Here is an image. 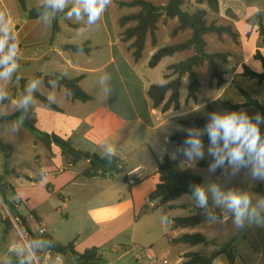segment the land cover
<instances>
[{
  "label": "crops",
  "instance_id": "1",
  "mask_svg": "<svg viewBox=\"0 0 264 264\" xmlns=\"http://www.w3.org/2000/svg\"><path fill=\"white\" fill-rule=\"evenodd\" d=\"M217 1L218 12L215 13L216 17L213 20L217 25L231 26L237 34V52L230 54L226 52L229 55L227 61L218 62L219 67L222 64L220 69L224 72V83L214 93L211 90L213 87L216 89V84L209 81V91H207L205 100L200 101L199 94L202 87L199 81L197 99L195 101L186 100L188 83V74H186L181 79L178 109L170 108L163 112L160 107L152 106L147 96L148 88L151 85L165 84L173 78L164 79V75L171 72L167 69L168 66L185 60L193 55L194 51L185 50L164 57L153 68L148 66V61L158 48L183 42L191 36L189 29L179 31L173 36L170 35L172 29L178 25L177 19H169L165 24H161L165 28L166 38L162 44L157 39L153 45L150 36L147 35L142 57L135 61L133 50L129 47L131 41L123 40L119 26V19L127 14L122 12L123 8L115 5V0H112L101 19L92 25L87 23L86 17L77 21L75 17L69 19L66 14H61L65 9L73 6L70 0L63 11L57 10L59 13L56 20L59 30L53 38H51L50 13L39 19H29L18 0H0V9H5L10 13L14 34L20 41V54L17 57L19 68L5 84L4 81L0 82L7 93V97L0 101V116L12 115L21 109L20 101L28 94L26 91L28 82L37 80L39 84L35 91L48 100L50 96L53 97L52 102L58 107V110L50 109L33 97L30 103L33 124L39 132L47 135L54 134L69 141L71 146L77 150L99 156H104L106 149L114 146L116 150L114 156L120 160L121 167L124 169L121 174L122 180L128 171L138 168L134 174L137 181L130 184V190L118 192L113 188L111 179L114 172L110 171L106 177H87L85 170L89 166L88 160H80L75 164L66 162L61 156L59 147L51 144L50 149H47L34 136L33 148L42 145L46 150L45 159L37 156L34 163L39 168L36 177L45 181L47 190L62 191L67 186H71L76 189L71 197L83 191V195L81 192L79 195L81 199L94 200L98 204L89 210L96 225L94 231L83 236L80 229L75 230V235L73 234L69 241L58 236L55 227L51 226L43 214L36 209L38 203L33 204L34 206H30L29 210L35 211L39 218V227L44 229L45 234L52 236L62 244L73 241L74 249L81 253L91 247L102 248L110 243L115 234L130 228V243L133 248L138 247L140 245L138 243L142 242L137 240V234L140 231L137 226L144 212L145 197L149 196L158 183L157 163L165 155L172 158L171 153L177 145L170 140L171 135L174 132L186 133L180 130L183 127L178 124V121L201 112L203 114L204 108L207 105L213 106L214 102L223 111L245 110L249 116H254L259 112L254 106L231 109L230 105L241 104L245 101L239 88L247 91L252 98L264 106V81L258 82L242 76L243 66L258 73L262 72L261 62L255 58V54L259 52L264 58V0ZM166 2L167 0H163L160 6H164ZM24 3L26 9L48 4L47 0H24ZM157 28H159V23ZM209 35L211 34L204 36L206 45H208ZM224 36L222 35L221 38ZM216 38L218 40L217 36ZM148 45L149 48H147ZM79 46H84L89 50H75V47ZM203 68L204 66L201 65L195 69L197 77L198 71ZM54 76H62L66 79L80 77L79 87L89 94L92 100L88 102L72 100L65 87L52 78ZM230 89L234 97L238 93L240 99L236 98L235 102L229 104L222 99L226 94L227 97L231 95ZM220 100L223 103H220ZM9 109L12 110L7 112ZM177 113H186V115H177ZM201 116L207 119L205 112ZM260 127L264 134V124ZM207 142H209L208 139L204 141V143ZM7 145L11 147L12 152L13 147L10 144ZM175 159L183 167H190L179 155ZM80 162L85 164L84 168L80 172L74 171L73 169ZM30 175L32 174L24 175V177L35 182L36 179L31 178ZM148 181L150 184L146 192H135L139 184ZM258 189L264 191V181H257L249 187L252 194L263 196ZM71 197L59 194L58 199L63 200L65 206V201L67 198L69 201ZM27 203L28 199L24 204L27 206ZM15 209L27 218V224L31 228L34 220L29 212L26 216L21 214L20 206L16 205ZM165 226L169 230L173 228H171V222H166L164 219L162 233L167 241L180 237L169 236L165 232ZM230 236L228 242L223 245L233 246L235 252L233 264H264V227L245 226L238 236L235 233ZM145 243L149 245V248L143 250L142 254L145 252L148 258V256H153L154 252L152 242ZM119 249L127 253L130 251V246L123 244L119 248H112L111 251L117 253ZM29 250L35 264H41L43 258L47 256L44 250L39 253L32 251L31 248ZM182 254L178 258L180 264ZM56 256L50 253L47 256L48 264H56ZM67 259L68 257H64V264H68ZM214 261L216 264H228V259L223 254Z\"/></svg>",
  "mask_w": 264,
  "mask_h": 264
},
{
  "label": "trees",
  "instance_id": "2",
  "mask_svg": "<svg viewBox=\"0 0 264 264\" xmlns=\"http://www.w3.org/2000/svg\"><path fill=\"white\" fill-rule=\"evenodd\" d=\"M18 1L21 7L26 11L27 17L29 19H39L50 13L52 18L51 38H53L59 30L56 20V16L59 12L53 9L49 4H43L31 9H26L24 0ZM199 1L201 0H196L197 3ZM119 5L121 7L139 8L138 12L131 13L119 19L120 26H125L128 23H134L133 25L125 28L123 32V40L131 41L129 47L133 50L132 54L135 61H138L142 57L147 35L150 36V40L153 45L156 43L155 31L157 29V23L160 18H163L164 22L169 19H177L178 25L172 29L170 33L171 36L185 29L191 30V36L187 40L177 44L158 48L151 55L148 61V66L150 68H153L157 66V64L164 57L172 56L177 52H182L185 50L192 49L194 51L193 55L186 58L185 60L168 66L167 69L170 70L171 73L165 74L164 79L167 80L170 77L173 78L169 79L165 84L151 85L148 88L147 96L151 100L152 106L154 108L160 107L161 111L163 112L170 108L178 109L180 104L179 88L181 79L186 74H188L186 100L195 101L200 87L195 69L203 65L204 63L206 64V68L210 75V78L214 80L218 86L224 83V72L220 69L218 62H226L229 55L225 52H206V42L204 36L207 34H216L218 36L226 34L236 42L237 34L232 30L231 26L217 25L214 20L208 22L206 19V9L197 8L192 12L183 9L184 0H167L164 6L154 5L153 3L146 0L120 2ZM206 5L211 12H218L217 0H207ZM70 8L65 9L61 14H66L70 10ZM84 17L87 18L86 15ZM75 50L88 51L89 49L84 46H79L75 47ZM255 58L260 60L262 65V72L258 73L246 66H243L242 76H245L252 80H256L258 82H262L264 81V58L259 54V52H256ZM52 78L56 80L60 85L65 87L72 100H77L80 102H88L92 100V97L79 87L78 82L80 80V77L74 79H66L62 76H54ZM238 90L245 101L241 104L230 105L231 109H240L247 106H254L262 115H264V106H262L256 99L252 98L250 94L244 89L239 88ZM32 95L33 97L37 98L44 106L50 109L58 110V107L53 102H50L47 98L40 95L38 92L33 91ZM213 111L214 110L212 106L207 105V119L199 115H194L186 119L179 120L178 124L183 128L192 126L203 128L207 121L210 119L208 114ZM14 118H18L19 120L22 119V124L29 131L35 134V137H37L42 142L45 148L50 149L51 144L59 147L61 156L66 162L75 164L80 160H88L89 166L85 170V175L87 177H106L110 171L123 174L124 169L123 167H121V162L115 156L109 158L106 154L104 156L89 154L87 152H83L73 148L69 141L63 140L54 134L47 135L45 133L39 132L33 124L34 120L32 118V107L30 106V104L26 109L21 107V109H19L12 115L0 116V123L7 122ZM186 137V133L174 132L171 135L170 140L175 142V144L178 146L183 143V140ZM206 139H208V137L205 135L204 140ZM0 151L4 153V166H7L11 147L7 144H4L0 140ZM212 160V156L204 158L196 163V167L207 168ZM219 169L220 168H218V170ZM157 175L158 183L156 184L154 190L149 194L148 200L150 202L158 200L160 204L171 203L175 199L185 194L192 197V192L194 189L191 187V185H201L202 182L201 176L192 168L183 167L176 159H173L168 155H165L163 159L157 163ZM123 181L127 182L125 176L123 177ZM4 187L5 184L3 183V176L0 175V197L2 198L3 203L7 206L10 213L20 220L24 231L30 236V248L32 251L37 252L44 250L49 251L51 254H59L63 258L68 257L70 260L68 264H104L102 254L103 251L101 250V248L91 247L79 253L74 249L73 241L67 244H62L48 234H38V228L33 232L27 224V218L20 215L16 211L15 205L11 203L8 205L4 201L2 194V188ZM128 188H130V184H128ZM258 192L264 196V191L258 189ZM175 207L176 206L173 204L169 205V208L171 209ZM143 208L146 211L147 204H145ZM203 212V209H199L196 206L194 208V211L187 216L175 217L172 219L166 217L165 221L171 222V228L173 229L191 228L198 226L207 220ZM29 214L33 217L34 225L36 227H39V218L36 215L35 211L29 210ZM170 242L174 244H185L189 246L207 244L205 237L200 233H184L178 238L170 239ZM222 254L227 257L228 264H233L235 259V252L231 244L223 245L207 254L186 252L182 254L181 264H213L214 260Z\"/></svg>",
  "mask_w": 264,
  "mask_h": 264
},
{
  "label": "rangeland",
  "instance_id": "3",
  "mask_svg": "<svg viewBox=\"0 0 264 264\" xmlns=\"http://www.w3.org/2000/svg\"><path fill=\"white\" fill-rule=\"evenodd\" d=\"M128 1L133 0H115V5L118 8H123L122 12L127 15L138 12V7L129 8L121 7L119 5L120 2ZM146 1H149L157 6H160V4L163 2V0ZM206 3L207 0H201L198 3L196 0H186L184 1L183 9L188 10L189 12H192L197 8L206 9V19L208 22H210L215 19L216 14L207 8ZM158 23L159 28H157L155 31V37L156 41L158 39L159 43L162 44V42L166 39L165 28L163 25H161L162 23L165 24L163 18H160ZM133 24L134 23H128L125 26H120L119 24L121 27V36H123L125 28ZM215 35L216 34H211L208 36V45L205 47L206 52H228L229 54L237 52V41H233L231 37L226 34H222L225 35L224 38H221L222 35H216L218 37L217 40ZM149 47L150 46L148 45L147 48ZM202 66H204V68L198 71V78L202 87V90L199 94L200 101L205 100L207 91H209V81L215 82L210 78L206 64L204 63ZM221 66L222 64H220V67ZM6 82L7 81H4V84ZM217 89L219 90V86L216 84V89L213 87L211 91L215 93ZM232 93V89H230L231 95L227 97L226 94L222 100H225L230 104L235 102L236 98L240 99L238 93H236L235 97ZM220 103L223 102L220 100ZM212 105L213 109H218V112L221 114L226 111H223L220 107H218L216 102H214ZM10 110L12 109L7 110V112H10ZM204 112L206 114V107L204 108ZM204 112L203 114L201 112L198 115H204ZM18 121V118H14L10 122L0 124L1 140L13 147V151L10 152L8 158L7 166H4V153L0 151V175L3 176V183L5 184V188H2L4 201L8 205L11 203L15 206H20L19 210L21 214L26 216L28 215L27 212H29V207H33V204L36 205L38 203V206H36L38 212L43 214V216L46 218V221L49 222L51 226L55 227L58 236H60V238L63 240H71V236H73V234L75 235L74 232L78 229L82 231L83 236L90 234L94 231L96 225L89 214V210L98 204L94 200L81 199L82 197L79 195H83V191H80L81 194L78 192L77 196L71 197L72 192L76 190L71 186H67L62 191H57V189H54V191L50 192L47 190L45 181H41L40 178L36 177L39 168L36 167L34 163L37 156L45 159L46 150L42 145H38L36 148H33L32 139L35 134L29 131L23 124H20L18 129L13 131V125L18 123ZM208 144L209 142L204 143V158L211 157L207 151ZM179 157H182L184 161V157L182 155H179ZM184 162H186L188 166H190L201 176V185L216 183L225 192L232 189L241 192H248L250 195H252L253 199H255L257 196L249 191V187L255 184L257 181H253L248 178L245 170H241L236 176H230L229 174H226L223 169L218 170L217 168L215 172L210 173L207 171L208 167L198 168L190 161ZM83 165L85 164L80 162L73 170L80 172L84 168ZM29 174H32L30 175L31 178L34 177L36 179L35 182L24 177V175L29 176ZM111 179L113 181V188L116 191L121 192L125 190L128 192L130 190L126 182L122 180L121 173L115 172L114 175L111 176ZM149 184L150 181L139 184L136 187L135 192H146V190L149 188ZM84 191L87 192V190ZM59 194H62V196H68V198L71 197L69 201L68 198L66 201L64 200L66 203L65 206L63 205V200L58 199ZM27 199L28 203L26 206L24 203ZM145 200L147 208L151 203H153V208L149 211H145L143 208V211L145 212L141 215L142 217L140 218V222L137 226V228H140V231L137 234V240L142 243H138L140 245L136 248H133V245L129 240L131 234L130 228L124 232L115 234L110 240V243L101 248L103 251L102 254L104 264H180L178 258L182 253H210L216 247L223 246L225 242H228V240L231 238L230 234L235 233V235L238 236L242 230L234 226L231 213L221 215L222 209L220 207H216L213 204L211 194H209V207L213 208L218 216H222L217 222L204 221L198 226L186 229L175 228L173 230H169L168 227L165 226V232L171 237H178L184 233H200L205 237L207 244H199L194 247L185 244H174L170 241H167V238L163 236L162 232L164 230V219L165 217L172 219L175 217H183L191 214L196 207L195 201L190 195L185 194L172 202V204L176 207L171 209L169 208L170 204H160L158 200L150 202L148 197H145ZM0 219V264H35L29 250L30 236L24 231L20 220L10 213L7 206L3 203L1 197ZM245 226L257 228V226L250 224H246ZM37 228L38 227H36L34 223L31 225V230L33 232L37 230ZM145 242H152L151 246L154 252L153 258H147L145 252L142 254L143 250L149 248V245ZM123 244L130 246L129 252L125 253L123 249H119L117 253L111 251L112 248H119ZM37 253H39V251H37ZM67 261H70L69 258Z\"/></svg>",
  "mask_w": 264,
  "mask_h": 264
},
{
  "label": "clouds",
  "instance_id": "4",
  "mask_svg": "<svg viewBox=\"0 0 264 264\" xmlns=\"http://www.w3.org/2000/svg\"><path fill=\"white\" fill-rule=\"evenodd\" d=\"M70 0H47L53 9L63 11ZM72 7L66 13L71 19L77 21L87 16L89 25L95 24L101 19L105 11L111 5L112 0H71ZM14 25L10 13L0 9V82L7 81L19 68L17 57L20 54V41L14 34ZM39 81L30 80L27 85V95L20 101L22 108H27L32 102V92L38 87ZM7 97V93L0 83V101ZM53 101V97H49ZM186 115V113H177ZM210 119L203 128H180L187 133L183 143L178 145L171 153L175 159L178 155L184 157V161H190L194 165L204 158V136L209 140L208 154L213 157L207 171L212 173L217 168L223 169L226 174L236 176L241 170H245L248 178L253 181H264V134L261 125L264 124V115L257 112L249 116L247 111H225L221 114L213 111L208 114ZM23 120L13 125V131L17 130ZM116 154L114 146L106 149L107 157ZM230 170V173H229ZM194 189L192 199L199 209H203L204 216L209 222H217L221 217L213 208L209 207V194L213 204L222 209L221 215L231 213L235 227L243 229L246 224L264 227V196L257 195L253 199L248 192L237 190L223 191L216 183L208 185H191ZM166 219V217H165ZM56 264H64V258L57 254ZM216 264V261L213 262Z\"/></svg>",
  "mask_w": 264,
  "mask_h": 264
},
{
  "label": "built area",
  "instance_id": "5",
  "mask_svg": "<svg viewBox=\"0 0 264 264\" xmlns=\"http://www.w3.org/2000/svg\"><path fill=\"white\" fill-rule=\"evenodd\" d=\"M138 170V168H136V169H134V170H131V171H128L127 173H126V176L125 177H127V182H128V184H133V183H135L136 181H137V179H135V177H134V174H135V172ZM153 203H151L150 204V206L146 209V211H149V210H151L152 208H153V205H152ZM38 234H40V235H42V234H44V229L43 228H41V227H39L38 228ZM45 253H46V255L47 256H49V254H50V252L49 251H45ZM47 256L45 257V258H43V261H42V263L41 264H48V262H47ZM153 258V256L151 255V256H148V258Z\"/></svg>",
  "mask_w": 264,
  "mask_h": 264
}]
</instances>
